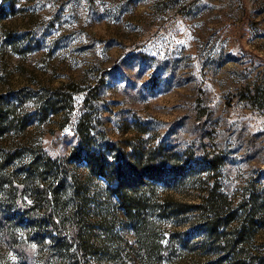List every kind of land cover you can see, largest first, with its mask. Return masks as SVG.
<instances>
[{"label":"rangeland","instance_id":"374dc122","mask_svg":"<svg viewBox=\"0 0 264 264\" xmlns=\"http://www.w3.org/2000/svg\"><path fill=\"white\" fill-rule=\"evenodd\" d=\"M0 264H264V0H0Z\"/></svg>","mask_w":264,"mask_h":264},{"label":"trees","instance_id":"16d2710c","mask_svg":"<svg viewBox=\"0 0 264 264\" xmlns=\"http://www.w3.org/2000/svg\"><path fill=\"white\" fill-rule=\"evenodd\" d=\"M89 163L92 165L93 169H96L108 180L112 182L117 181L118 185L115 191L119 196L121 204L127 210L129 215L134 213L138 219H142L143 222L145 221L149 223L146 216H144L145 205L149 199L146 197L145 193L140 194L139 190L145 189L144 187H148L150 179L158 176L156 167L154 165L150 166L149 164L145 165L143 163H138L136 165L132 163H126L125 165H117L113 163L107 170L109 164L101 157H94V160L92 162L89 160ZM147 176L149 178H145ZM219 198L224 200L225 196L220 194ZM214 203L216 204L215 201ZM220 209L221 207L217 208L216 211L220 212ZM245 232L246 228H241L240 234L238 236L240 238L238 239L237 244H241L240 240L244 238ZM210 234L214 240H219V238L222 236L221 234H223L225 238V245L227 247H231L233 240L228 239L225 233H219L216 226H212L210 229ZM243 250V247H241L239 252L236 254V257H240V255L243 254Z\"/></svg>","mask_w":264,"mask_h":264}]
</instances>
